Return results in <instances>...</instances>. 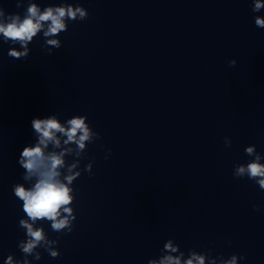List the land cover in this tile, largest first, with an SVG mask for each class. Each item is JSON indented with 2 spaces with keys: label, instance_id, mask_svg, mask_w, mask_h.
I'll list each match as a JSON object with an SVG mask.
<instances>
[{
  "label": "clouds",
  "instance_id": "1",
  "mask_svg": "<svg viewBox=\"0 0 264 264\" xmlns=\"http://www.w3.org/2000/svg\"><path fill=\"white\" fill-rule=\"evenodd\" d=\"M24 0H16V7H22ZM252 11L264 10V0H252ZM89 13L79 3H68L61 0L58 5L49 4L41 8L38 0H27L26 11L7 13L0 5V39L3 43H11L7 55L17 60H26L30 55L29 45L42 33V48L47 54L62 47L59 35L68 30V22L85 21ZM255 26L264 29V16L254 17ZM19 45V48L15 47ZM237 64L235 59L229 66ZM31 128L35 137L34 143L23 147L19 153L18 164L24 170L22 180L12 187L14 196L22 201L24 217L19 219L18 226L25 231V239L18 241L17 247L22 259L9 254L4 264H33L39 261L43 249L50 258L57 259L61 253L57 245L58 239H50L45 231L44 223H49L53 232L70 234L74 230L77 219L73 207L76 201L75 181L86 172L90 176L93 161L81 169V161L87 154L89 144L99 140L100 133L88 122L86 115H73L61 121L57 115L35 117L31 120ZM226 147L231 146V139L224 137ZM245 154L250 157L246 163L233 166V176L238 179L252 180L264 191V154L257 151L256 146L249 145ZM109 155L111 149L108 150ZM67 157H73L71 161ZM109 156H105L108 159ZM259 211L258 205H253ZM230 243V242H229ZM158 258H150L147 264H238L246 259L243 255L233 254L225 258L223 254L213 256L210 251L189 249L187 254L173 239H167L160 250ZM31 257L32 259H29Z\"/></svg>",
  "mask_w": 264,
  "mask_h": 264
}]
</instances>
